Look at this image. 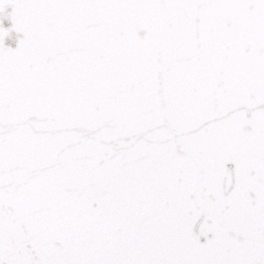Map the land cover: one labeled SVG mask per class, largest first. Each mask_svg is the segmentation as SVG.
<instances>
[{
	"label": "snow or ice",
	"instance_id": "6c2138e0",
	"mask_svg": "<svg viewBox=\"0 0 264 264\" xmlns=\"http://www.w3.org/2000/svg\"><path fill=\"white\" fill-rule=\"evenodd\" d=\"M0 264H264V0H0Z\"/></svg>",
	"mask_w": 264,
	"mask_h": 264
}]
</instances>
